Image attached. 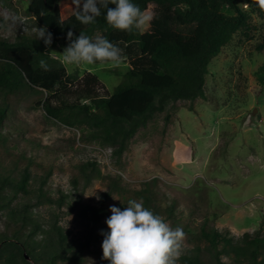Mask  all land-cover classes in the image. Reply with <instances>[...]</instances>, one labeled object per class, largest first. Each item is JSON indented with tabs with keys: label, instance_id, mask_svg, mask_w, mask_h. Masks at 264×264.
I'll use <instances>...</instances> for the list:
<instances>
[{
	"label": "rangeland",
	"instance_id": "1",
	"mask_svg": "<svg viewBox=\"0 0 264 264\" xmlns=\"http://www.w3.org/2000/svg\"><path fill=\"white\" fill-rule=\"evenodd\" d=\"M245 4L240 0L244 9L252 8ZM28 5L29 0H0L1 37H36L33 29L39 26ZM61 7L75 10L72 0H62ZM225 11L233 13L227 7ZM154 12V4L145 11L152 16ZM6 14L14 17L16 23L5 21ZM149 26L150 22L144 31ZM263 31L264 17L254 13L252 30L248 34L238 32L210 62L207 97L198 98L193 110L189 108L190 100H180L176 110L171 107L157 113L138 130L121 159L113 155V147L88 139L82 130L47 116L43 106L37 104L43 94L26 90L11 98L8 116L0 127V174L18 179L29 167L32 193H21L15 204L30 201L32 215L44 227L57 218L66 230L72 231L71 238L76 239L83 258L58 264H109L101 259L104 236L100 234L102 229L109 231L105 222L111 215L109 206L123 210L130 198L138 199L136 193L147 182H151L152 204L160 207L161 217L186 234L176 264H182L183 255L192 253H200L208 263L216 264L217 250L204 236L205 230H219L240 240L245 232L261 228L264 85L258 81L257 71L264 63V50L259 51L257 44ZM64 49L58 46L52 53L63 61ZM66 66L70 73H96L111 92L131 68L127 55H122L119 65L101 62ZM89 160L98 162L103 176L87 185L80 167ZM111 176H121V192H115L107 202L108 212L99 224L98 238L85 245L86 225L79 215L81 206L97 203L96 195L101 198ZM40 183L44 184L46 195L37 203ZM11 193L10 187L4 191L6 195ZM15 229L16 225L3 212L0 231L12 235ZM36 238L41 239L42 235ZM222 258L226 264H239L229 254L224 253Z\"/></svg>",
	"mask_w": 264,
	"mask_h": 264
},
{
	"label": "trees",
	"instance_id": "2",
	"mask_svg": "<svg viewBox=\"0 0 264 264\" xmlns=\"http://www.w3.org/2000/svg\"><path fill=\"white\" fill-rule=\"evenodd\" d=\"M243 1L252 8L244 9L240 0H133L144 12L154 4L155 12L147 30L134 29L129 33L107 24L106 9H102V15L94 23L84 25L76 19L75 10L70 12L61 7L62 0H29L28 10L39 27L47 26L53 42L49 47L36 37L21 35L11 40L0 36V127L8 116L14 95L26 90L39 92L43 96L37 104L43 106L47 116L82 130L88 139L113 147V155L121 159L138 130L157 113L171 107L176 110L180 100H190L189 108L193 110L198 98L207 97L206 75L212 59L238 32L248 34L252 30L254 13L264 17L252 0ZM226 7L233 13L226 12ZM69 30L73 39L80 32L93 40L103 36L121 49L122 55L128 56L131 68L114 92L96 73L88 70L82 74L70 73L64 62L54 56V48H66L70 43ZM257 49L264 50V31ZM41 60L46 61L48 71L40 66ZM257 75L264 85V63ZM170 116L168 112L166 118L169 120ZM80 168L87 185L103 176L96 161L89 160ZM31 179L29 167L18 179L0 174V219L6 212L9 221L16 225L12 235L0 231V264L81 260L83 252L76 239L71 238L72 231L66 230L57 218L44 227L32 215L30 201L20 206L15 204L21 193L26 196L32 193ZM8 187L12 193L6 195L4 191ZM121 189V176H111L108 189L102 192L98 202L81 206L79 215L86 225L85 245L98 238L99 224L108 212L106 204ZM36 192L37 203H41L46 195L43 183ZM136 195L138 199H130L142 202L161 217L160 207L152 204L151 182ZM39 235L41 239L36 238ZM204 236L217 250L216 264H226L224 253L233 256L239 264H264V221L259 230L245 232L240 240L219 230H205ZM220 244L223 246L218 248ZM180 261L210 264L200 253L183 255Z\"/></svg>",
	"mask_w": 264,
	"mask_h": 264
},
{
	"label": "clouds",
	"instance_id": "3",
	"mask_svg": "<svg viewBox=\"0 0 264 264\" xmlns=\"http://www.w3.org/2000/svg\"><path fill=\"white\" fill-rule=\"evenodd\" d=\"M252 2L264 12V0ZM72 4L75 5L76 19L84 25L94 23L102 15V9H106L104 18L110 27L129 33L134 29L142 32L153 19L133 0H84L82 8L81 0H72ZM109 4L115 7H109ZM4 20L16 23L15 18L7 14ZM33 31L36 39H42L46 46H51L53 34L47 30V26L36 27ZM67 39L70 43L62 53L66 65H94L97 62L119 65L122 60L121 49L103 36L93 40L80 32L73 39V32L69 30ZM39 63L45 71L49 70L46 61ZM96 199H100L99 195H96ZM109 210L111 215L105 221L109 231L100 230L104 236L102 260L109 261V264H176L186 235L182 228H172L136 200H128L123 210L115 205H110Z\"/></svg>",
	"mask_w": 264,
	"mask_h": 264
},
{
	"label": "built area",
	"instance_id": "4",
	"mask_svg": "<svg viewBox=\"0 0 264 264\" xmlns=\"http://www.w3.org/2000/svg\"><path fill=\"white\" fill-rule=\"evenodd\" d=\"M246 6H248V4H245Z\"/></svg>",
	"mask_w": 264,
	"mask_h": 264
}]
</instances>
